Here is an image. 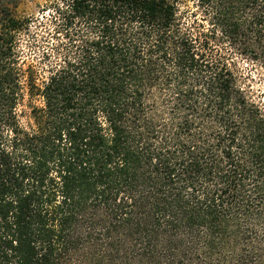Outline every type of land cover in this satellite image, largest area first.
I'll return each mask as SVG.
<instances>
[{
    "label": "trees",
    "instance_id": "obj_1",
    "mask_svg": "<svg viewBox=\"0 0 264 264\" xmlns=\"http://www.w3.org/2000/svg\"><path fill=\"white\" fill-rule=\"evenodd\" d=\"M193 6L0 0V264H264V0Z\"/></svg>",
    "mask_w": 264,
    "mask_h": 264
},
{
    "label": "rangeland",
    "instance_id": "obj_2",
    "mask_svg": "<svg viewBox=\"0 0 264 264\" xmlns=\"http://www.w3.org/2000/svg\"><path fill=\"white\" fill-rule=\"evenodd\" d=\"M176 1L181 10H194L193 0ZM4 2L9 6L16 18H29L32 19V21L40 17L45 7L49 5V0H4ZM34 26L35 25L32 27ZM28 54H31V52ZM29 56L34 57L35 54ZM241 67H244V64L241 65ZM245 71L246 74H249V71H251V89L254 93V97L257 95L264 100V68L254 71V68L251 69L250 66H248Z\"/></svg>",
    "mask_w": 264,
    "mask_h": 264
}]
</instances>
